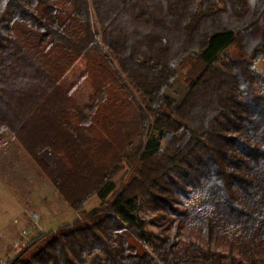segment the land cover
I'll return each mask as SVG.
<instances>
[{
  "label": "trees",
  "instance_id": "1",
  "mask_svg": "<svg viewBox=\"0 0 264 264\" xmlns=\"http://www.w3.org/2000/svg\"><path fill=\"white\" fill-rule=\"evenodd\" d=\"M81 59L84 107L62 86ZM260 62L264 0H0V133L76 211L104 202L12 264H264Z\"/></svg>",
  "mask_w": 264,
  "mask_h": 264
},
{
  "label": "rangeland",
  "instance_id": "2",
  "mask_svg": "<svg viewBox=\"0 0 264 264\" xmlns=\"http://www.w3.org/2000/svg\"><path fill=\"white\" fill-rule=\"evenodd\" d=\"M230 50L235 51L236 47L233 46ZM257 66L264 72V62L258 63ZM86 68L85 60H79L62 81L64 89L70 92L80 107L89 103L93 92ZM187 69L177 66L178 76L173 87L167 89L168 94L178 99L184 96L187 89ZM33 124L34 130L36 126L44 123L34 121ZM37 130L35 133L43 137V133ZM172 136L167 134L166 140H171ZM41 156L48 164H53L55 154L51 149H45ZM133 168L134 165L124 166L115 178V190L105 202L111 201L121 190ZM103 203V200L95 195L85 203L84 212L76 211L32 159L19 138L9 130L0 133V259L13 261L27 248L30 241L40 234L55 232L64 225L84 219ZM198 203L199 196L196 194L188 202L191 207ZM142 216L149 220L153 215L145 211ZM147 228L159 232L158 226L153 223H148Z\"/></svg>",
  "mask_w": 264,
  "mask_h": 264
},
{
  "label": "built area",
  "instance_id": "3",
  "mask_svg": "<svg viewBox=\"0 0 264 264\" xmlns=\"http://www.w3.org/2000/svg\"><path fill=\"white\" fill-rule=\"evenodd\" d=\"M13 261L12 260H6V259H0V264H12Z\"/></svg>",
  "mask_w": 264,
  "mask_h": 264
}]
</instances>
